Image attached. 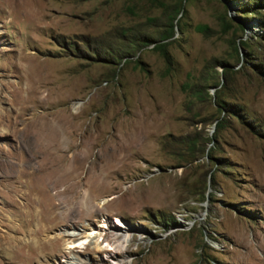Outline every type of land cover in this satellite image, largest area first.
I'll return each mask as SVG.
<instances>
[{
  "label": "rangeland",
  "instance_id": "obj_1",
  "mask_svg": "<svg viewBox=\"0 0 264 264\" xmlns=\"http://www.w3.org/2000/svg\"><path fill=\"white\" fill-rule=\"evenodd\" d=\"M36 82L33 112L73 117L60 148L91 213L48 209L49 131L15 89ZM116 217L139 234L113 258L76 247L87 264H264V0H0V264H55L62 243L35 238Z\"/></svg>",
  "mask_w": 264,
  "mask_h": 264
},
{
  "label": "bare ground",
  "instance_id": "obj_2",
  "mask_svg": "<svg viewBox=\"0 0 264 264\" xmlns=\"http://www.w3.org/2000/svg\"><path fill=\"white\" fill-rule=\"evenodd\" d=\"M14 1H17V0H14ZM7 4H9V3H7ZM31 5H32L31 2H28V3L26 2L24 4V11H26V13L31 15V17H33V19L36 18L39 22V20L41 19V16L40 15L38 16V15L34 14L33 12H30L28 9V8H31ZM9 6H10V4H9ZM41 28L46 29L47 25H45L44 27L42 26ZM21 60H22L21 63H23L26 67L28 66L30 68L31 75H34V73H35V75L38 74L35 71L36 68L34 69V66H35L34 59L32 58V56L30 54H25V55L23 54V57L21 58ZM38 86L39 85L36 82V86L28 85V87H24V88L18 87L15 89H16V97L19 98V101L21 103H32L33 104V105L31 104L32 106H29V107L24 106V105L22 106L23 111H27V110L32 111V113L28 112V113H30V117L24 118L25 124H28L32 129H36V128L38 129V126H40L41 127L40 129H42L43 131H45L46 128H48V131H49L45 135V137H41V140H39V143H38V144H40V147L42 149V153L47 156L45 159L44 165L48 166L49 171H51L50 175H49V173H50L49 171L46 172L49 175V179H48L45 187H48L49 189L55 190V192L52 195L49 194V192H48V194L51 195V199L48 203V205H49L48 209L52 210L55 213L56 210L61 208V207H66L68 209H74V207H82V208H86L87 210L89 209V212L91 213L94 210H91L90 208H88L91 205L90 200L86 198V201H84L85 203H82L80 201H76V196H75V194H76L75 191H76L77 186H80L81 184H83L84 181L85 182L89 181V180L87 181V177L85 175L86 170H87L86 162L80 158L78 153H74L71 151L72 147H74V146H72V147L69 146L66 150H63L62 149L63 147L60 148V145L63 142V137H60V132L63 130V126H66V128H67L69 125H71L73 117L68 113V109H66V108H62L61 113H60L59 109L57 110V109L53 108L49 111L42 112L40 114V116L38 114H36L35 112H33L35 107L38 106V103H39L38 101H42V99L45 100L44 98L46 97L45 94H41L42 91H40ZM17 102H18V100H17ZM54 107H56V106H54ZM64 132L66 133V131H64ZM67 132L69 133V131H67ZM142 143H140V144H142ZM79 144H78V146H80ZM40 147L38 146V149H40ZM127 147H129V146H127ZM68 160H69V162H67ZM67 163H69L70 167H66ZM98 175H99V173H98ZM98 175L96 174L97 177L94 176V178H93V181L91 183L93 186H95V187H103V186L109 187V186H111V184L109 182L103 181V179L100 177L101 175L100 176H98ZM89 184H90V182H89ZM49 189H48V191H49ZM60 195H63L64 197L59 199L58 196H60ZM34 203H35V201H34ZM36 209H34V211ZM34 211H32V212H34ZM81 211H84V210H81ZM34 213H36V212H34ZM64 214H66V213H64ZM46 218H47V216L44 219H46ZM234 220H235L234 223H235L237 230L242 232V234H244V238L247 239V236L245 235V228H246L245 224L243 222H241L238 218H234ZM103 222L104 223H102L98 226L99 228H95V229L92 228L94 232L91 231L92 233L91 232L85 233L83 235L81 232H78V228H77V230L75 229L77 227V224L71 223L68 226V229L65 228V230H63V232H61V233L46 234L45 238L41 241L38 238H37L38 240L35 238V240L33 242L34 247H35V249H37V247H38L37 243H38V245L45 247L48 243L50 244L52 241L55 243V245H58L61 242L62 243L61 244L62 249L59 250L58 253H60L61 255H64L65 258H64V260H58L55 257V259H54L55 264H87L90 262V260L87 261V259H88L87 257H84V256L82 257L80 252L74 251V249L76 247H81L82 251L81 250L80 251L83 254L95 253V255H96V254H100L102 251L108 250V252H106V253L108 254L109 258H113V257L117 256L118 253L123 252L125 250L124 249L125 246L126 247L129 246V245L127 246V243L129 244L130 241L134 240L136 238L137 234H139L138 232H134L133 228H131V226L125 224L119 217H116V221L113 223H111L110 221H108L106 219ZM47 229H48V227L46 225L45 227H42L39 230L44 233ZM37 233H38V231H37ZM35 237H36V235H35ZM141 237H140V239H142ZM260 243L264 247V239ZM29 244H30V242H29ZM262 251H264V249ZM262 253H264V252H262ZM90 259H92V257H90ZM113 263L114 264H123V261H121V263L120 262L118 263L117 261L116 262L113 261Z\"/></svg>",
  "mask_w": 264,
  "mask_h": 264
},
{
  "label": "trees",
  "instance_id": "obj_3",
  "mask_svg": "<svg viewBox=\"0 0 264 264\" xmlns=\"http://www.w3.org/2000/svg\"><path fill=\"white\" fill-rule=\"evenodd\" d=\"M200 29H201V27H200Z\"/></svg>",
  "mask_w": 264,
  "mask_h": 264
}]
</instances>
